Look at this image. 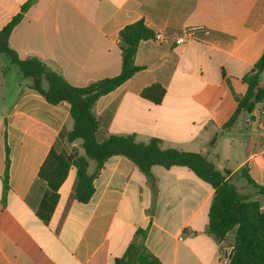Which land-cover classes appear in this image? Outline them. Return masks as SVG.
Masks as SVG:
<instances>
[{
    "label": "crops",
    "instance_id": "1",
    "mask_svg": "<svg viewBox=\"0 0 264 264\" xmlns=\"http://www.w3.org/2000/svg\"><path fill=\"white\" fill-rule=\"evenodd\" d=\"M26 2L0 0V29ZM139 20L164 39L140 41L134 65L141 70L95 101L99 131L199 153L264 211V196L242 176L264 186V102L229 123L246 91L242 79L264 51V0H36L8 45L19 59L37 58L86 87L119 74V32ZM193 27L209 33L176 46L175 37ZM153 84L165 90L159 104L140 96ZM72 127L69 105L48 103L0 55V264H114L138 230L137 241L161 264L227 263L235 230L220 242L208 233L214 190L185 167L153 166L147 176L113 156L86 203L74 199V167L52 195L38 170L59 132ZM80 144L63 142L60 150L83 156ZM95 169L88 160V173Z\"/></svg>",
    "mask_w": 264,
    "mask_h": 264
},
{
    "label": "trees",
    "instance_id": "2",
    "mask_svg": "<svg viewBox=\"0 0 264 264\" xmlns=\"http://www.w3.org/2000/svg\"><path fill=\"white\" fill-rule=\"evenodd\" d=\"M36 0H27L20 12L0 29V55L8 58L22 78L29 81V87L38 92L48 103L66 102L69 105L73 127L70 131L61 130L50 148L44 162L38 170L40 178L53 195L67 177L71 167L76 170L74 199L86 203L94 193L93 180L104 162L113 156H124L131 160L140 172L149 176L153 166L185 167L197 178L214 190L208 211V233L218 242L223 241L228 232L235 230L232 256L226 264H264V211L258 202L240 194L236 187L226 181L220 171L206 157L199 153L177 149H162L161 141L150 139L147 143L137 142L131 135H110L105 137L98 128V121L92 114V106L102 95L113 91L132 75L141 70L134 65V55L140 41L152 38L153 32L139 20L126 25L119 32L118 45L121 57V70L118 75L96 81L86 87H74L37 58L21 60L8 45V37L19 22L22 13ZM264 73V51L253 64L242 81L246 85L245 93L236 98V108L229 123H233L239 113H250L254 107L264 102V85L260 86ZM165 90L159 84L144 88L140 96L154 104H159ZM81 140L83 156L73 149L66 154L60 150L63 142L72 143ZM8 149L6 148L5 168L2 178L3 193L8 188ZM88 160L96 163L94 173L87 171ZM242 176L261 195L264 186L256 185L246 174ZM136 239L126 248L123 256L114 264H161Z\"/></svg>",
    "mask_w": 264,
    "mask_h": 264
},
{
    "label": "built area",
    "instance_id": "3",
    "mask_svg": "<svg viewBox=\"0 0 264 264\" xmlns=\"http://www.w3.org/2000/svg\"><path fill=\"white\" fill-rule=\"evenodd\" d=\"M198 33H202L204 35H207L209 32L205 28L202 27H193V28H187L184 29L180 35L176 36L175 39L173 40L174 44L176 46H182L185 45L189 40L195 38ZM154 39L156 41H162L164 37L162 36L161 33H157L154 36ZM262 150L264 152V140L262 143ZM225 259H227V255L225 254Z\"/></svg>",
    "mask_w": 264,
    "mask_h": 264
},
{
    "label": "water",
    "instance_id": "4",
    "mask_svg": "<svg viewBox=\"0 0 264 264\" xmlns=\"http://www.w3.org/2000/svg\"><path fill=\"white\" fill-rule=\"evenodd\" d=\"M232 256V252H230V254H229V258Z\"/></svg>",
    "mask_w": 264,
    "mask_h": 264
},
{
    "label": "rangeland",
    "instance_id": "5",
    "mask_svg": "<svg viewBox=\"0 0 264 264\" xmlns=\"http://www.w3.org/2000/svg\"><path fill=\"white\" fill-rule=\"evenodd\" d=\"M1 56H4V55H1ZM5 57V56H4ZM5 58H7V57H5ZM8 59V58H7Z\"/></svg>",
    "mask_w": 264,
    "mask_h": 264
}]
</instances>
